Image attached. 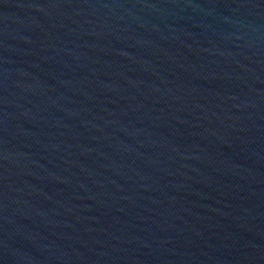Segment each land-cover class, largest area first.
<instances>
[{"label":"water","instance_id":"water-1","mask_svg":"<svg viewBox=\"0 0 264 264\" xmlns=\"http://www.w3.org/2000/svg\"><path fill=\"white\" fill-rule=\"evenodd\" d=\"M0 264H264V0H0Z\"/></svg>","mask_w":264,"mask_h":264}]
</instances>
